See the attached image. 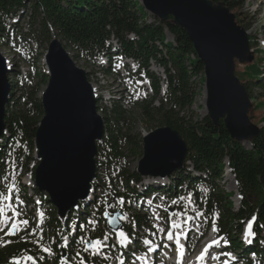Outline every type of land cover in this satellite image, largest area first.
<instances>
[{"label":"trees","instance_id":"trees-1","mask_svg":"<svg viewBox=\"0 0 264 264\" xmlns=\"http://www.w3.org/2000/svg\"><path fill=\"white\" fill-rule=\"evenodd\" d=\"M211 1L224 2L231 11L246 9V0ZM27 3L32 4L35 12L31 23L34 25L36 21H40L41 24L37 38L39 46L49 44L54 32L67 49L77 52L78 59L92 60L95 52L105 47L107 40H119L125 54L137 59L140 69L152 79L155 98L137 104L141 109L142 120L146 123L157 120L162 126L178 130L183 136L188 145L187 160L193 162L195 170L210 175L209 185L212 183L213 189L208 186V204L209 207L214 205L222 208L221 231L232 234L234 229L242 230L243 222L240 223L239 220L249 219L254 215L258 218L256 226L260 231L258 226H264V127L249 142L250 148H247L232 139L223 120L216 125L209 117L202 120L188 118L186 112H191L199 93L196 90L197 78L205 81V67L193 42L180 26L172 21L162 22L159 19L148 23L145 21L148 13L137 0H0V20L9 13L24 8ZM170 19L173 20L172 17ZM32 30L34 31L33 28ZM167 30L173 35L175 43L166 44ZM131 33L136 34L139 40H130L128 34ZM158 43L165 50L159 49ZM153 58L164 66L167 77L168 88L160 107L154 106V100L160 95L161 80L148 69ZM262 64L263 60L260 59L258 63L248 67L259 68ZM242 77L245 78L244 85L249 94L255 89L264 90V78L250 80L247 70ZM48 80L47 74H38L36 86L17 98L14 110L8 109L5 116L9 139H18L28 158L34 150L38 125L44 115L43 105L37 95ZM12 94L9 104L16 98L13 92ZM26 101L31 103L29 107L24 105ZM128 120L129 115L120 104H116L113 112L107 114L105 123L108 135L104 139L107 145L104 153L119 165V172L123 177L138 181L141 176L131 171L126 157L132 153L143 154L142 136L133 133ZM226 159L242 196L238 211H233L232 202L225 201L220 186L215 182L224 173ZM6 171L0 153V177ZM173 175L179 176L181 171H176ZM176 190L174 187L163 191L173 193ZM56 221L55 211L52 213V222ZM236 221L240 225L238 223L235 226ZM232 240L235 246L240 245L237 238ZM25 254L41 257L31 238L14 237L11 243L0 246V263L12 262L13 257ZM38 263L45 264L42 259H38Z\"/></svg>","mask_w":264,"mask_h":264},{"label":"water","instance_id":"water-1","mask_svg":"<svg viewBox=\"0 0 264 264\" xmlns=\"http://www.w3.org/2000/svg\"><path fill=\"white\" fill-rule=\"evenodd\" d=\"M146 11L163 22L173 17L189 36L205 66L207 117L216 125L223 120L232 139L249 143L260 133L252 123V97L236 75L237 61L251 64L247 30L224 2L211 0H141ZM51 72L42 104L44 117L36 135L41 162L36 170L40 190L47 191L64 217L80 200L88 197L96 177L98 146L105 125L87 73L76 65L62 42L55 38L47 51ZM10 83L6 60L0 52V139L6 129L5 115ZM188 145L180 132L169 126L151 131L144 138V155L138 172L165 177L184 166ZM121 212L109 218V226L120 230Z\"/></svg>","mask_w":264,"mask_h":264},{"label":"rangeland","instance_id":"rangeland-1","mask_svg":"<svg viewBox=\"0 0 264 264\" xmlns=\"http://www.w3.org/2000/svg\"><path fill=\"white\" fill-rule=\"evenodd\" d=\"M137 1H141V0H137ZM245 8L241 10L239 9H234L232 10V13H234L237 17V21L239 22V24L241 26H243L245 29L247 28V31L249 33V38H251L250 44L253 50H255V54L258 59L260 58H264V45L260 43L259 39H264V0H246V4H245ZM148 12V11H147ZM34 14L35 12L32 8V4L31 3H27L24 6V9H20V11L18 12L17 17H20V22L18 23L19 26V30L22 33H25L28 31L27 29V25L28 22L30 21V16ZM14 20V19H13ZM11 20V22L13 21ZM145 21H147L148 23H154L155 22V16L152 15L150 12H148V15L145 18ZM38 29H40L41 24L40 21L35 25ZM38 33V30L36 31ZM54 34V32H52ZM167 35H166V43H173V41L175 40L173 35L167 30ZM36 36H38V34H36ZM54 36V35H53ZM61 40V39H60ZM62 41V40H61ZM258 41V42H257ZM5 39L1 36L0 37V51L3 53V55L6 57H10L13 60V63L17 62V59L12 57L11 55L13 54L14 51H12V49L10 47H8L6 44H4ZM31 48L34 47V44L30 45ZM29 48V47H28ZM48 48V43H43L42 46H40V50L42 51H46V49ZM67 51L69 52V54L71 55V57H74V61L77 62V64L83 68H86L90 71H94V66H91L89 64H87L85 61H83L82 58H77V52L72 50V49H67ZM256 61V59H255ZM254 63V62H253ZM253 63L251 64H240L237 61V65H236V75L237 77L240 79L241 83H246L245 82V78L242 77V75L245 73V71L247 70L249 72V78L250 80L253 79H257L258 77H260L261 79L264 78V68H262L261 71V67H264V65L262 64L259 68H250L248 66H251ZM256 63V62H255ZM258 63V62H257ZM150 70L155 73L158 74V76L161 78V80L164 82L165 81V73L163 71H161L160 68L158 67H154L150 65ZM258 72V73H257ZM260 74V75H259ZM91 79L94 78L95 76V83L94 85H98L100 87V92L102 94L106 93L107 89H110L113 94H115V97L117 99H120V95L123 97H126L127 99L128 96H132L133 100H135L134 98V94H136V90L133 86H131L130 80L128 79H123L121 80L119 83L113 82V78H108L106 80H104L106 78L105 73L103 72H99L97 70H95V75L93 73H89ZM204 76H205V72H204ZM248 78V79H249ZM37 79V78H36ZM134 80H136L134 77L132 78ZM264 80V79H263ZM141 81V80H138ZM197 86H196V90L197 92H199L196 96V101L195 104L193 106V108L191 109V112H186V115L188 116V118L193 117V119H198V120H202L206 117L207 115V111H206V107H205V82H206V77H205V81L201 80L200 78H197ZM149 83L146 82H140L139 85L137 86H144L143 90H140L141 92V98H138L140 101L142 102L143 100H145L146 98H153L154 97V91L152 90V88H150V85H148ZM163 84V83H162ZM46 89L45 85L41 86V91L38 92V98L40 99L42 96V91ZM146 90V91H145ZM143 91H145V94H143ZM251 97H252V103H253V108L250 111V118L252 123H254L255 125L259 126L260 128L264 127V90H261V88L259 89H255L252 92H250ZM146 96V97H145ZM107 97V96H106ZM164 94L161 91L160 97H158L155 101H154V106L155 107H160L162 104L161 98H164ZM130 100V99H129ZM17 101H12V103L10 104V106H7V110L9 109L10 111L14 110L15 107V103ZM129 111L127 112V114L129 115V120H128V125L129 127L133 128V133L135 134H139L141 133L142 135L147 134L148 132L155 130L157 127H162V125L160 124V122L153 121L150 123H146L145 121L142 120L140 114H141V109L135 105H133L131 108L128 109ZM204 111V112H203ZM245 147L249 148L248 143H245L244 145ZM140 158V154H132V159L134 161V168L138 166V159ZM192 176L197 177L196 174H193ZM219 182L221 183V186L224 187V189L226 191L229 192H236V185L233 181V179L229 176L228 172H224V176L222 180H219ZM0 188L2 191H6L7 188V183L1 181L0 182ZM192 196V200L193 202H195L194 196ZM232 201H234V206L237 208V196L236 195H232ZM204 205H205V201ZM196 210H198L197 213H199L202 216H205L204 214V209L202 208H195ZM235 210V208H234ZM196 213V212H195ZM191 215H193V213H191ZM165 219V218H163ZM13 222H15V216L13 217ZM15 225V223H14ZM152 226H156L155 223H152ZM96 228V227H95ZM166 228V226L163 227V230ZM6 235V232H2L0 234L1 237H4ZM107 257H112L114 254H106ZM27 264V263H24Z\"/></svg>","mask_w":264,"mask_h":264},{"label":"snow or ice","instance_id":"snow-or-ice-1","mask_svg":"<svg viewBox=\"0 0 264 264\" xmlns=\"http://www.w3.org/2000/svg\"><path fill=\"white\" fill-rule=\"evenodd\" d=\"M14 188H15V185H14V184H13L12 186H10V187H7V188H6V192H7V194H5L4 191H0V220H2V221H4V222H7L8 220H11V219H12V217L7 216V214H6L5 211H4V207H5V206H4V201H12V200H13ZM121 202H122V201H121ZM149 203H151V202L149 201ZM174 203H175V202H174ZM110 207H111V206H110ZM13 211H14V213H15V215H16L17 217H19V216L21 215V213H20L19 211H17L16 209H13ZM183 214H184V213H179L178 215H183ZM193 218H194V217H193ZM23 223H24L25 225H27V224H28V221L25 219V220L23 221ZM16 227H18V225H13V229H10L9 232L6 233V234H7V235H14V234H15L14 229H15ZM172 227H173V228H177V227H179V224L176 223V222H173V223H172ZM262 227H264V226H262ZM250 228H251V222H249V229H250ZM0 230H2V229H0ZM33 231H35V229H34ZM160 231H163V229H160ZM178 235H180V234L178 233L177 236H178ZM119 236H120V237H124V240L119 241V242L122 243L123 246H124L125 248H127L128 244L131 243V238L127 237L126 233L123 232V231H121V232L119 233ZM81 239H83V238H81ZM106 239H108V237H105V238H104V240H106ZM167 239L170 240V241L174 239L173 233H172L171 231H169V232L167 233ZM145 242H146V243H151V241H145ZM5 243H11V241H7V242H5V241L3 240V238L0 237V246H5ZM85 243H87V242L85 241ZM176 245H177L178 249H179V248H182V245H180V242H179L178 239H176ZM67 246H68V245L65 244V247H67ZM91 246H92V255H94V256H95V255H104V258H105V259H108L107 255H106V254H103V253L101 252V249H103L104 247L107 246V245H105V243H104L103 240L97 239L96 241L92 242V245H91ZM113 247H115V245H113ZM44 250H45V251H48V252L51 251V250L48 249V248H45ZM84 250H85V251H88V248H85ZM149 251H155V249H154V248H150ZM76 255L79 257V256H80V253H77ZM132 255H135V253H132ZM227 255L230 256L231 253H228ZM38 259H42V257H34V256H28V257H27V261L31 262V264H36V261H37ZM136 259H137V260H143V264H147V255H145L143 258H141V257H136ZM198 259H199V258H198ZM23 261H24V257H23L22 255H20V256H15V257H13L12 264H22ZM61 264H69V258L66 257V256H62V257H61ZM79 264H85V261L83 260V258L80 259ZM120 264H124V261L121 260V261H120ZM133 264H134V262H133ZM178 264H180L179 259H178Z\"/></svg>","mask_w":264,"mask_h":264},{"label":"bare ground","instance_id":"bare-ground-1","mask_svg":"<svg viewBox=\"0 0 264 264\" xmlns=\"http://www.w3.org/2000/svg\"><path fill=\"white\" fill-rule=\"evenodd\" d=\"M32 48L29 46V48L27 47V50H31ZM204 112V111H203ZM229 176L231 177V175L229 174ZM229 251H231V249H229ZM228 253V252H225ZM185 264H201L199 261H197L196 259L194 260H188Z\"/></svg>","mask_w":264,"mask_h":264}]
</instances>
